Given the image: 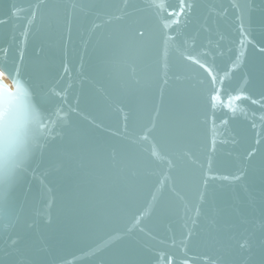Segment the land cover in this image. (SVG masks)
<instances>
[{
    "label": "water",
    "instance_id": "water-1",
    "mask_svg": "<svg viewBox=\"0 0 264 264\" xmlns=\"http://www.w3.org/2000/svg\"><path fill=\"white\" fill-rule=\"evenodd\" d=\"M0 85V264H264V0H0Z\"/></svg>",
    "mask_w": 264,
    "mask_h": 264
},
{
    "label": "snow or ice",
    "instance_id": "snow-or-ice-1",
    "mask_svg": "<svg viewBox=\"0 0 264 264\" xmlns=\"http://www.w3.org/2000/svg\"><path fill=\"white\" fill-rule=\"evenodd\" d=\"M76 5H73L75 7ZM158 9L163 7V5H154ZM182 6L181 11H184ZM243 23L241 28H243ZM192 59V57H188ZM199 63V61H196ZM215 80V77H213ZM21 91L27 92V89L17 81ZM4 86L0 85V88ZM11 95L12 93L9 92ZM217 97L213 96L211 99L215 100ZM240 96H237V99H240ZM231 99V98H229ZM50 125L53 124V121H49ZM50 131L51 129L48 128ZM39 132V121H37V126L32 130V135L35 138L36 134ZM23 133L17 129L15 124L14 113L9 109H4L0 107V183H8L10 176L13 175L14 170L22 168L24 161L27 159L31 147H25L24 141L21 139ZM34 142V141H33ZM14 243V241H13Z\"/></svg>",
    "mask_w": 264,
    "mask_h": 264
}]
</instances>
